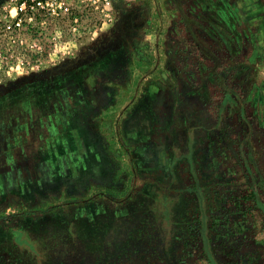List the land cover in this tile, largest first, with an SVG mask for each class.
<instances>
[{
  "label": "rangeland",
  "instance_id": "374dc122",
  "mask_svg": "<svg viewBox=\"0 0 264 264\" xmlns=\"http://www.w3.org/2000/svg\"><path fill=\"white\" fill-rule=\"evenodd\" d=\"M9 2L0 0V17ZM114 5L113 25L92 28L95 15H85L88 27L76 40L59 21L35 22L22 42L0 23V118L28 98L12 111L8 133L0 130V264H264V0ZM114 35L130 38L120 56L132 51L117 63L116 76L105 69L113 65L108 57L100 70L89 57L97 40ZM82 64L96 81L123 79L101 90L100 117L87 101L74 104L91 123L92 131L82 132L87 145L102 152L94 138L100 133L111 152L112 160L102 162L104 179L114 172L123 181L91 188L104 202L101 214L88 205L96 197L57 198L59 174L49 154L53 182L37 190L2 185L1 169L11 162L22 125L29 114L32 123L38 116L30 107L35 90ZM149 85L164 108L145 105ZM64 136L60 156L73 146L69 131ZM92 166L86 159L84 178ZM127 211L134 229L126 225ZM138 230L143 234L133 238Z\"/></svg>",
  "mask_w": 264,
  "mask_h": 264
},
{
  "label": "crops",
  "instance_id": "0c3cea01",
  "mask_svg": "<svg viewBox=\"0 0 264 264\" xmlns=\"http://www.w3.org/2000/svg\"><path fill=\"white\" fill-rule=\"evenodd\" d=\"M129 40L130 38H128V36L124 37L122 35H114L112 37L105 36L103 39L100 38V40H97V43L99 42L100 45L97 53L89 55V57H91L95 63L99 64L97 67H99L101 63L107 62L104 61V59L108 57L113 65H109L108 67L105 66V69L109 70L108 74H115L114 76H116L118 74L117 63L123 58H130L132 55V51L130 54H127L126 52L122 56L118 54L123 50V46L127 45L126 43ZM128 46L129 44L126 47L128 48ZM121 70L124 71L123 69ZM167 75V73L164 74L165 77H167ZM112 80H114L115 82L112 83ZM121 80H123L122 76L114 77V79H107L102 82L96 81L93 76L88 77L86 75V66L82 64L81 66L73 67L72 69L67 71L55 83L49 82L45 85H42L40 89L35 90L37 95L35 97L34 104L36 103L35 107H38L40 109L42 121L44 120L43 125L45 126L48 134H52L53 138L56 140L60 135L64 133V129H66V127H71L68 128L70 130L67 131H69L70 133V138H72L73 146L71 148L69 147V149L65 153L66 166H63L62 168L63 178L61 180V183H59L60 190L58 191V199H66L70 202L84 200L83 202L87 203L89 200L88 198H90L89 196H91L89 192L92 187L108 188L115 184V177H112V175L115 174L114 172H112L110 182H107L103 177L104 171L102 162L106 159H112L108 157L111 152L107 151L102 136L100 135V133H94V138L98 140L99 145L102 147V152H95L94 147L87 145V142L84 140L82 135V132L84 130H91L90 121L86 117H81L76 121V119L73 118L71 112L72 109H76V107H74L75 101H87L90 99L91 107L96 110L97 117H100L102 109L104 107L99 99L101 90L105 89L106 91H110L112 84L117 85L118 81ZM148 90L151 93L149 94V98L145 103L147 107L159 105L164 108L167 105L166 101L162 97L157 98L156 96H154V93L152 94V91H155L156 88L151 86ZM189 90L193 89L189 88ZM158 91V94H162L166 91V89L161 88ZM92 127H94V125ZM125 137L127 139H135L138 136L134 134V136L125 135ZM53 141L54 140L51 139L49 143L51 144ZM24 146L25 149H23L21 152H18L14 158V161L16 163L15 170L17 175L19 176L26 174L28 170L36 169L35 166L28 165L29 155H32L31 150H29L28 148V138H26ZM148 146H151V148H153L151 143L149 142H147L146 148H149ZM89 158H92L93 162V166L90 167L91 173L89 174V177L87 179L81 181L79 166H81L82 163H84L86 159ZM147 170L150 171V169ZM138 171L144 172V169L139 167ZM93 197L97 198V196L95 195ZM97 199L94 203H97V205L95 206L99 209L100 206H104V202L101 199H98L99 201H97ZM98 202L100 206L98 205ZM88 205H92V202L88 203ZM95 206L94 209L96 208ZM123 213L127 216V219L129 218L130 220L126 223V225H128L129 228L134 229L131 220L132 213L129 211ZM98 214H101V212H99Z\"/></svg>",
  "mask_w": 264,
  "mask_h": 264
},
{
  "label": "flooded vegetation",
  "instance_id": "af4514ba",
  "mask_svg": "<svg viewBox=\"0 0 264 264\" xmlns=\"http://www.w3.org/2000/svg\"><path fill=\"white\" fill-rule=\"evenodd\" d=\"M94 62V61H93ZM107 64V62H105ZM103 63H101L102 65ZM85 65V64H84ZM99 64L95 63L94 62V66L97 68V70H100L101 68V65L99 67H97ZM86 66V75L88 77L90 76H96V78L98 77L97 76V73H91V68L88 67L87 65ZM108 67V66H106ZM103 68V67H102ZM101 80H105V79H99L98 81L100 82ZM102 82V81H101ZM27 96L23 95L22 97H20L14 104L13 106H11L8 110H7V114L4 115V119H1L0 118V123H1V133H5L9 131V128L7 126L8 122H11L12 121V111L14 110H18L19 107H22L26 104H24V102L27 100ZM35 100L32 101V103H30V107L31 109L34 111V112H37L38 116L37 118L35 119V121L32 123V115L29 114L28 116V121L27 123L24 125H22L21 127V124L19 125L21 127V137H20V141L17 145V149L16 151L13 153V156H12V159H11V162L9 165H7V167H3L1 169V175L3 177L2 179V185H3V188L6 187H10V183L13 181L15 184L17 182V185L18 183L19 184H24L23 186H25V183L28 184V185H32L34 186V190H37V188H43L45 184H47L48 182H53L54 181V175H53V172L57 170L58 174H59V177H58V181L56 182H59L61 183V180H62V168L63 166H66V155L64 154L63 156H60L58 155V150H59V146L61 145V140L65 137L64 136V133L65 131L67 130H70L68 128H71V127H66V129H64V133L62 135H60L56 140L53 138V135L52 134H48V132L46 131V128L45 126L43 125V121H42V118H41V115H40V109L38 107H35V104H34ZM85 101H81V100H77L75 101V105L76 104H86ZM88 104H90V99L87 100ZM29 106V105H28ZM26 106V107H28ZM76 107V109H72V112L71 114L73 115V118L79 120L81 117V113L84 111V109L80 106H74ZM82 108V109H81ZM21 110V109H20ZM18 117H21V116H18ZM12 127V126H11ZM38 127L40 129V132H35V128ZM5 131V132H4ZM35 133L37 134L35 136ZM1 135V134H0ZM39 135H42L40 136V138L38 137ZM1 138V137H0ZM26 138H28L29 140V150H31L32 152V155L30 154L29 155V159H28V165H32V166H35L36 169L35 170H28L26 172V174L22 175V176H19L17 175L16 173V170H15V167H16V163L14 161V158L16 156V154L18 152H21L23 149H25V146H24V143H25V140ZM7 139H8V142H6L7 146H5V148L3 149H6V151H9L8 154L10 153V148H9V135L7 136ZM54 140V145H53V142L50 144L49 141L50 140ZM72 140V138H71ZM30 152V151H29ZM4 154V153H3ZM49 154L50 156L53 157V159H55V165H56V170L54 169L52 171V164L50 165L48 162L45 161V156ZM79 169H80V180L83 181L87 178H84L85 175H84V172H83V163L81 166H79ZM90 174V173H89ZM89 174H88V177H89ZM116 179V178H115ZM56 180V178H55ZM114 185H123V181L122 180H119L117 181V179L115 180V184ZM21 186V187H23ZM58 186L60 187V184H58ZM1 188V186H0ZM89 201L90 198H88ZM82 201V200H80ZM84 201V200H83ZM92 202V205L95 206L97 205V203H94L96 202L95 200L94 201H91ZM89 202V203H91ZM96 207V206H95ZM95 211L96 213L98 212H101L103 213V211H98L97 207L95 208ZM74 212H78L76 210H74ZM97 213V214H98Z\"/></svg>",
  "mask_w": 264,
  "mask_h": 264
},
{
  "label": "built area",
  "instance_id": "2783aa9c",
  "mask_svg": "<svg viewBox=\"0 0 264 264\" xmlns=\"http://www.w3.org/2000/svg\"><path fill=\"white\" fill-rule=\"evenodd\" d=\"M116 0H10L1 13V31L13 40L21 41L30 26L41 20L59 21L71 26L76 40L88 27L85 15H95L92 28L113 25L116 22ZM91 26V25H90ZM57 40L58 38L55 37ZM68 52L65 56H72Z\"/></svg>",
  "mask_w": 264,
  "mask_h": 264
},
{
  "label": "trees",
  "instance_id": "16d2710c",
  "mask_svg": "<svg viewBox=\"0 0 264 264\" xmlns=\"http://www.w3.org/2000/svg\"><path fill=\"white\" fill-rule=\"evenodd\" d=\"M142 234H143L142 231H141V230H138L136 234L132 235V237L135 238V237H134L135 235H138V236H139V235H142ZM133 238H132V239H133Z\"/></svg>",
  "mask_w": 264,
  "mask_h": 264
}]
</instances>
